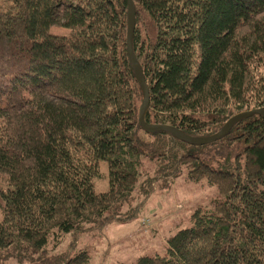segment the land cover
I'll use <instances>...</instances> for the list:
<instances>
[{
  "label": "trees",
  "instance_id": "16d2710c",
  "mask_svg": "<svg viewBox=\"0 0 264 264\" xmlns=\"http://www.w3.org/2000/svg\"><path fill=\"white\" fill-rule=\"evenodd\" d=\"M132 2L148 123L211 137L235 115L264 109V0ZM128 15V0L0 1V264H90L88 250L68 259L50 250L131 196L144 157L164 156L158 144L169 132L139 135L144 99ZM171 137L188 181H207L220 198L167 240L166 255L133 264H264V117L221 139L232 171ZM101 162L110 187L96 193Z\"/></svg>",
  "mask_w": 264,
  "mask_h": 264
},
{
  "label": "rangeland",
  "instance_id": "374dc122",
  "mask_svg": "<svg viewBox=\"0 0 264 264\" xmlns=\"http://www.w3.org/2000/svg\"><path fill=\"white\" fill-rule=\"evenodd\" d=\"M51 31L57 35L68 34L60 26H54ZM139 135L145 142L153 141L144 130ZM163 137L166 140L160 139L158 145L162 148L159 153L164 156L143 158L137 190L116 210L90 219L65 234L62 243L50 250V255L68 259L80 250H88L90 264H133L141 256H164L167 240L180 229L191 226V215L197 209H212V203L220 198L216 187L207 181L200 184L188 181L187 171L178 163V154L170 145L171 135ZM186 143L182 144L185 150L212 167L232 171L236 165L234 159L227 161L223 156L224 140L199 145ZM100 172L102 177L95 180L94 189L96 193H105L110 187L106 162L100 163ZM0 203L3 205L2 200ZM146 220L149 223L144 224ZM8 264L27 263L12 260Z\"/></svg>",
  "mask_w": 264,
  "mask_h": 264
},
{
  "label": "water",
  "instance_id": "95a60500",
  "mask_svg": "<svg viewBox=\"0 0 264 264\" xmlns=\"http://www.w3.org/2000/svg\"><path fill=\"white\" fill-rule=\"evenodd\" d=\"M129 1V15H128V32H127V51L128 55L132 61L133 68L136 74L137 82L140 85L143 92V104L140 107L139 111V123L141 127L146 132H159V131H167L174 138L185 141L190 144H210L224 138L232 129V127L238 122L251 118L253 116L259 115L264 117V109H256L252 111H245L239 113L232 117L222 128V130L214 136L206 137V138H196L189 135H186L182 131L178 130L175 127L167 126V125H154L150 124L146 121V115L150 105V96L149 89L146 84L142 67L140 66L138 60L136 59L133 53V33H134V25H135V10L132 0Z\"/></svg>",
  "mask_w": 264,
  "mask_h": 264
},
{
  "label": "built area",
  "instance_id": "2783aa9c",
  "mask_svg": "<svg viewBox=\"0 0 264 264\" xmlns=\"http://www.w3.org/2000/svg\"><path fill=\"white\" fill-rule=\"evenodd\" d=\"M147 223H149V220L144 221V224H147Z\"/></svg>",
  "mask_w": 264,
  "mask_h": 264
},
{
  "label": "bare ground",
  "instance_id": "6f19581e",
  "mask_svg": "<svg viewBox=\"0 0 264 264\" xmlns=\"http://www.w3.org/2000/svg\"><path fill=\"white\" fill-rule=\"evenodd\" d=\"M133 3V2H132ZM134 10H135V8H134Z\"/></svg>",
  "mask_w": 264,
  "mask_h": 264
}]
</instances>
